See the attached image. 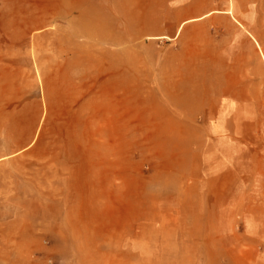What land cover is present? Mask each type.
I'll return each mask as SVG.
<instances>
[{
	"label": "rangeland",
	"instance_id": "374dc122",
	"mask_svg": "<svg viewBox=\"0 0 264 264\" xmlns=\"http://www.w3.org/2000/svg\"><path fill=\"white\" fill-rule=\"evenodd\" d=\"M232 1L0 0V50L26 51L33 64L20 74L27 96L0 104V147H10L0 156V264H258L257 245L221 248L210 212L227 191L264 186L211 182L203 122L182 120L195 106L162 112L148 97L154 80L144 89L133 73L154 72L177 49L164 38L172 20ZM108 65L115 94L101 75L98 101L90 74ZM35 133L51 169L16 152Z\"/></svg>",
	"mask_w": 264,
	"mask_h": 264
},
{
	"label": "crops",
	"instance_id": "0c3cea01",
	"mask_svg": "<svg viewBox=\"0 0 264 264\" xmlns=\"http://www.w3.org/2000/svg\"><path fill=\"white\" fill-rule=\"evenodd\" d=\"M172 21L170 34L156 39L175 42L177 49L168 51L154 72L142 65L134 70L146 80V87L141 89H148L149 79L154 80L150 87L154 91L150 90L148 97H153L162 112L165 105L179 112H183L179 106H195L197 115L183 116L182 120L203 122L199 127L204 137L202 167L211 170V182L235 186L252 181L264 186V0H235L220 11L209 5L203 13L189 11L187 17ZM197 28L203 29L202 38L195 34ZM30 58L26 51L0 50V104H13L27 96L20 74L32 67ZM124 73L130 75L132 71ZM90 75L91 82L97 84L98 101L101 75V83H107L114 96L116 74L111 65L102 74L97 67ZM48 78L64 81L51 74ZM70 79L83 77L70 75ZM167 112L171 120H181L174 112ZM39 142L35 133L16 152H24L29 165L51 169L52 153L39 149ZM9 150L8 146L0 147V156ZM227 194L223 199L227 204L210 212L214 217L210 231L225 235L220 237L221 248L257 245L264 249L263 188L256 193ZM257 263L264 264V256Z\"/></svg>",
	"mask_w": 264,
	"mask_h": 264
}]
</instances>
